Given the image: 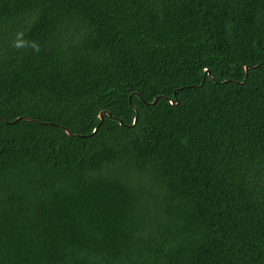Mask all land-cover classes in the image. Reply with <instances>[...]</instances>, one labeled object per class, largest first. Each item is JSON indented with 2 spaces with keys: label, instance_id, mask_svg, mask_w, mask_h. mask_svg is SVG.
Wrapping results in <instances>:
<instances>
[{
  "label": "trees",
  "instance_id": "1",
  "mask_svg": "<svg viewBox=\"0 0 264 264\" xmlns=\"http://www.w3.org/2000/svg\"><path fill=\"white\" fill-rule=\"evenodd\" d=\"M0 116V264H264V0H0Z\"/></svg>",
  "mask_w": 264,
  "mask_h": 264
},
{
  "label": "water",
  "instance_id": "2",
  "mask_svg": "<svg viewBox=\"0 0 264 264\" xmlns=\"http://www.w3.org/2000/svg\"><path fill=\"white\" fill-rule=\"evenodd\" d=\"M245 68H246V71H248V67L247 66H245ZM205 72H208V73H210V71L208 70V69H205ZM210 75V74H209ZM211 76V75H210ZM22 118H26V119H29V120H34V121H36L35 119H33V118H30V117H18L17 119H15L14 121H10V123H14V122H17V121H19V120H21ZM137 118H138V114H137V116H136V118H135V122L137 121ZM0 119H3L1 116H0ZM101 119H102V121H103V119H104V117H103V115L101 114ZM4 121H6V122H9V121H7V120H5V119H3ZM101 121V122H102ZM66 128V130H67V132L69 133V134H73L72 132H71V130L69 129V128H67V127H65ZM98 130V127H96V129H95V132Z\"/></svg>",
  "mask_w": 264,
  "mask_h": 264
},
{
  "label": "clouds",
  "instance_id": "3",
  "mask_svg": "<svg viewBox=\"0 0 264 264\" xmlns=\"http://www.w3.org/2000/svg\"><path fill=\"white\" fill-rule=\"evenodd\" d=\"M208 69V68H207ZM209 70V69H208ZM210 71V70H209ZM211 72V71H210ZM207 74H210L211 75V73H208V72H206ZM157 100V99H156ZM154 102H156V101H154Z\"/></svg>",
  "mask_w": 264,
  "mask_h": 264
}]
</instances>
